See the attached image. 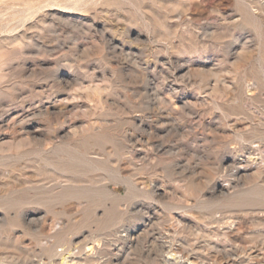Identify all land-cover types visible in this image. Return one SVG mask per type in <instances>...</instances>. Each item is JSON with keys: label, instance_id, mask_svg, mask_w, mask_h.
Segmentation results:
<instances>
[{"label": "rangeland", "instance_id": "1", "mask_svg": "<svg viewBox=\"0 0 264 264\" xmlns=\"http://www.w3.org/2000/svg\"><path fill=\"white\" fill-rule=\"evenodd\" d=\"M69 252L264 264V0H0V264Z\"/></svg>", "mask_w": 264, "mask_h": 264}, {"label": "bare ground", "instance_id": "2", "mask_svg": "<svg viewBox=\"0 0 264 264\" xmlns=\"http://www.w3.org/2000/svg\"><path fill=\"white\" fill-rule=\"evenodd\" d=\"M92 248V247H91ZM89 250V249H88ZM74 252V251H73ZM174 252V251H173ZM172 252V253H173ZM177 252V251H176ZM176 252H174L172 255L174 256V257H171L170 259H172V261H175L176 262V260H178L179 259V256L177 255V253ZM70 253V252H69ZM68 253V255L67 256H65V257H62V261L60 262L61 264H78L79 262H77V261H75L74 259H75V257H74V254H77V253H70L69 254ZM171 253V252H170ZM78 255V254H77ZM79 256V255H78ZM188 261H189V263L190 264H197V262H193V261H190L189 259H187ZM167 261V260H166ZM171 261V260H170ZM178 262V261H177ZM180 262V261H179ZM184 262H186V261H184ZM86 263V262H85ZM174 263V262H173ZM83 264V263H82ZM185 264V263H184Z\"/></svg>", "mask_w": 264, "mask_h": 264}]
</instances>
